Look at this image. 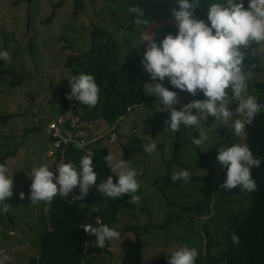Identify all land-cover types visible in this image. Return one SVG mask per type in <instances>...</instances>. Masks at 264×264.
<instances>
[{"label": "rangeland", "instance_id": "rangeland-1", "mask_svg": "<svg viewBox=\"0 0 264 264\" xmlns=\"http://www.w3.org/2000/svg\"><path fill=\"white\" fill-rule=\"evenodd\" d=\"M80 2L82 8H78L76 0H0V48L7 49L10 53V60L0 65V69L4 70L0 76V116L12 115L6 122L0 119V157L7 151L14 152L3 162L0 161L9 166L10 173H14L13 195L8 201L11 207L7 213L0 214V247L12 257L11 264H29L32 257L40 255V235L45 229L47 203L31 204L28 199L30 180L26 174L32 166H38L41 162L53 168V161L45 158L46 147L43 140L48 123L60 114L58 88L70 89L67 78L72 74L65 67L66 57L80 54L88 48L89 28L92 25L102 27L115 37L120 62L140 67L142 85L148 82L140 64L144 51L142 36L152 35L153 25L157 24L141 29L139 24L133 23L136 32L133 28L126 27L132 24L128 12L130 0ZM55 3L58 6L54 7ZM52 11L53 18L46 24L44 21ZM262 61L264 53L259 52L251 57L250 62L255 63L258 68L253 70L249 82L264 78ZM19 77H22L21 83L12 85L11 82H16ZM163 83L167 85V78ZM176 91L183 103L199 99L201 94L198 91L192 96L186 91ZM156 103V98L148 103L143 102L118 119V143L108 141V138L101 143L113 153L121 151L122 156L129 160L130 166L136 169L140 187L135 195L140 200L131 208L119 209L116 221L109 226L118 230L120 237L106 242L103 250L93 255V260L98 264H120V244L127 237L135 238V233L128 230L133 225H138L141 229L151 225L141 235L145 242L142 251L144 264H158L159 260L160 264H167L166 252L181 244L196 246L204 258L208 235L209 251L221 252L226 247L224 229L227 217L241 214L250 206L249 192L239 188L225 191L220 187L225 179V170L216 161L217 150L203 163L195 147L191 145L192 128L170 133L165 125L157 131L145 122L153 119L157 111L163 110ZM237 103L232 101L229 107L234 109ZM71 106L68 112H74L81 124L87 127L88 136L106 132L110 128L92 108H84V105L75 100ZM205 128L212 139L201 149L202 152L224 139L228 131L227 127L213 119ZM133 135L143 139V143L157 142L156 152L148 155L127 148ZM240 136L241 141L234 143L245 144L243 133ZM175 144L181 165L171 163L167 169L166 160L172 157ZM179 169L189 170L191 176L187 183L178 180V186L169 185L170 183L166 185L165 194L169 197L170 205L160 188ZM20 192L24 193L23 199L18 195ZM205 196L209 198V213L194 216L180 210L179 204L192 205ZM167 215L182 218L172 222L167 229L152 227L161 224ZM86 241L88 246H95L94 236L87 234Z\"/></svg>", "mask_w": 264, "mask_h": 264}, {"label": "clouds", "instance_id": "clouds-1", "mask_svg": "<svg viewBox=\"0 0 264 264\" xmlns=\"http://www.w3.org/2000/svg\"><path fill=\"white\" fill-rule=\"evenodd\" d=\"M174 4L169 7L167 15L175 25V34L169 32L159 41L156 36H142L144 51L140 64L148 77L143 91L155 97L156 106L159 105L167 113L164 125L168 132L177 133L181 129L192 128L198 131V136L191 138V145L203 149L212 139L203 124L208 117L240 136L245 127L264 111V103L250 93L248 86L257 67L250 62L251 57L258 52L264 53V0H206V4L202 0H174ZM197 9L206 10L205 19L197 18ZM128 12L134 14L138 24H146L143 8L133 5ZM253 44L257 46L253 47ZM8 60L9 51L0 48V61ZM261 66H264V61ZM165 78L167 85L163 83ZM67 81L70 88L65 94L67 100L78 101L89 109L98 104L101 89L92 74L79 72L67 78ZM176 90L186 91L192 96L199 91L203 99L183 103ZM232 101L238 102L234 109L229 107ZM136 106L130 107L129 111ZM129 111L126 110V113ZM96 133L87 136L92 137ZM100 138L97 136L91 142ZM111 138L118 143L115 132ZM99 141L102 143L104 139ZM99 141L90 146L91 150L86 147L88 142L81 141L77 146L83 149L84 155L78 161L58 160L54 165L55 172L50 170L52 167L47 163L32 166L26 174L30 180L28 199L31 204L50 203L57 196L84 201L85 195L93 187L113 200L131 194L129 203H138L140 197L135 195L140 187L138 173L121 151H109L104 156V163L112 175L97 182L92 148ZM141 147L144 153L152 155L157 150V142L144 143ZM216 161L225 170L221 188L225 191L233 188L249 193L256 191L257 184L251 170L259 168L262 159L254 155L247 144L233 143L217 148ZM13 175L6 163H0V214L7 213L11 207L8 201L13 195ZM190 176L189 170L179 169L172 173L170 180L187 183ZM74 189L78 190L79 195L74 194ZM18 195L24 198L23 192ZM102 222L96 219L95 224L79 225L86 234L95 237L93 243L97 248H104L106 242L120 237L118 230ZM231 239L234 244L239 243L237 235L232 234ZM166 253L167 264H196L200 256L196 246L187 244ZM11 262L12 257L0 247V264Z\"/></svg>", "mask_w": 264, "mask_h": 264}, {"label": "trees", "instance_id": "trees-1", "mask_svg": "<svg viewBox=\"0 0 264 264\" xmlns=\"http://www.w3.org/2000/svg\"><path fill=\"white\" fill-rule=\"evenodd\" d=\"M206 4V0H202ZM175 6L174 0H130L129 7L138 5L144 9L143 19L146 24H139L141 29H146L151 24L152 36H156L157 41L169 32L175 34L176 28L174 23L168 17L169 7ZM78 8H82L80 0H76ZM58 6V3L53 5ZM197 18L205 19L206 10H195ZM53 18L52 13L44 21L46 24ZM131 25H124L128 28H133L136 32L134 14H130ZM134 23V24H133ZM138 24V23H137ZM90 42L86 50L80 54H70L66 57L65 67L69 69L72 75L79 72H87L94 76L97 84L101 89L100 99L98 104L92 108L100 114L109 126H113L118 118L126 113L128 107L140 105L142 102H150L154 97L148 96L143 91L141 84V70L135 64L121 63L118 52V44L111 32L105 28L92 25L89 28ZM256 47V45H253ZM259 53V52H258ZM4 61H0L3 65ZM256 67L254 70H256ZM264 73V68L261 69ZM4 72L0 69V76ZM22 77H19L16 82H11L12 85L20 84ZM250 93L258 96L259 102L264 103V78L262 80H254L249 82ZM142 85V86H141ZM70 89L65 90L58 88L60 114H65L71 108L74 100L69 101L65 98V94ZM199 99H203L202 93ZM88 108L87 106H83ZM12 115L7 114L0 116L3 122H6ZM167 118V113L157 111L153 119L145 121L152 127L153 130L160 131L164 127V120ZM212 117L203 122L204 126L210 124ZM193 136H198V131L192 130ZM245 144L252 150L253 154L262 159L259 168H253L252 176L257 184V189L250 192L251 203L241 214H231L225 221L224 239L226 247L221 252L211 253L209 251V235L206 243L207 253L203 258L200 256L196 263L204 264H264V111L259 113L251 125H247L243 132ZM241 141V136H236L230 128L224 139L217 141L206 152H202L200 148H196L198 157L203 163L207 157L213 156L217 148L224 145L230 146L234 142ZM143 139L132 136L127 148H132L134 151L143 152L141 145ZM93 163L96 165L94 171L97 172L98 183L105 180L109 175H112L107 165L104 163V156L109 152L106 145L100 141L93 148ZM14 152H5L0 161L3 162L7 157H10ZM84 155L83 149L76 145H70L66 152V162L78 161L79 157ZM177 144L174 145L172 157L167 161L166 168L171 163L180 164L178 160ZM169 174V173H168ZM197 179V177H191ZM115 182V177H113ZM170 183L178 186V181L167 182L160 188L161 192L166 197V201L170 202L169 197L165 194V187ZM79 195L78 190H75ZM130 194L124 195L119 199L113 200L101 195L95 189L90 188L85 195L84 201L75 200L71 202V198L54 197L52 202L47 203L46 215L44 217V231L40 235V255L32 257L29 264H98L93 259L94 254L100 253L103 248L86 244L87 234L79 227L81 223L92 221L93 217L98 216L103 223L110 225L117 219V213L121 208H131L134 204L129 203ZM209 198L202 197L199 201L192 205L179 204L182 212H190L194 216H202L210 212ZM172 205L171 203H169ZM191 214V217H192ZM181 216L167 215V218L161 223L152 225L158 229H167L172 222H177ZM151 225H146L143 229L138 225L130 226L128 230L135 233V238H125L120 246L122 250V258L120 264H144L142 260V251L145 242L141 235L147 232ZM235 234L239 238V243L234 244L231 236ZM161 260L158 261V264Z\"/></svg>", "mask_w": 264, "mask_h": 264}, {"label": "built area", "instance_id": "built-area-1", "mask_svg": "<svg viewBox=\"0 0 264 264\" xmlns=\"http://www.w3.org/2000/svg\"><path fill=\"white\" fill-rule=\"evenodd\" d=\"M130 109V107L127 108L128 111ZM118 122L119 120H117L106 132L96 133L92 137H88L86 126L81 124L80 119H78L72 111L65 114H59L56 118L51 119L48 123L43 143L46 147L45 158L53 161L52 171L55 172L54 165L58 160L66 159L65 155L70 145L77 146L81 141H84L88 142L86 143V147L91 150L90 146L99 140L108 138V141H113L111 138L112 133H117L116 129ZM97 136H100L101 138L95 139L94 142H91ZM73 191L74 194L77 195L75 189ZM74 201L75 200L71 199V202ZM96 219H99L102 222L100 217H94L92 222L86 221L85 223L95 224Z\"/></svg>", "mask_w": 264, "mask_h": 264}, {"label": "water", "instance_id": "water-1", "mask_svg": "<svg viewBox=\"0 0 264 264\" xmlns=\"http://www.w3.org/2000/svg\"><path fill=\"white\" fill-rule=\"evenodd\" d=\"M141 84H142V78H141ZM142 86V85H141Z\"/></svg>", "mask_w": 264, "mask_h": 264}]
</instances>
